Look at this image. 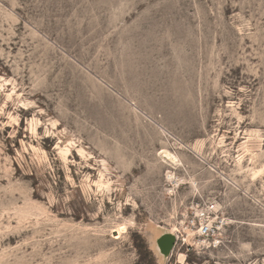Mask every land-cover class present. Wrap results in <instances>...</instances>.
I'll return each instance as SVG.
<instances>
[{"label":"rangeland","instance_id":"374dc122","mask_svg":"<svg viewBox=\"0 0 264 264\" xmlns=\"http://www.w3.org/2000/svg\"><path fill=\"white\" fill-rule=\"evenodd\" d=\"M0 264H264V0H0Z\"/></svg>","mask_w":264,"mask_h":264},{"label":"built area","instance_id":"2783aa9c","mask_svg":"<svg viewBox=\"0 0 264 264\" xmlns=\"http://www.w3.org/2000/svg\"><path fill=\"white\" fill-rule=\"evenodd\" d=\"M187 217L189 218L186 227L188 239L184 241L189 248L197 245L219 247L229 222L221 213L216 201L195 200Z\"/></svg>","mask_w":264,"mask_h":264},{"label":"water","instance_id":"95a60500","mask_svg":"<svg viewBox=\"0 0 264 264\" xmlns=\"http://www.w3.org/2000/svg\"><path fill=\"white\" fill-rule=\"evenodd\" d=\"M157 243L161 252L167 255L174 245V235L171 233H164L158 239Z\"/></svg>","mask_w":264,"mask_h":264},{"label":"bare ground","instance_id":"6f19581e","mask_svg":"<svg viewBox=\"0 0 264 264\" xmlns=\"http://www.w3.org/2000/svg\"><path fill=\"white\" fill-rule=\"evenodd\" d=\"M125 227H120L118 230V236L121 234V231L124 230Z\"/></svg>","mask_w":264,"mask_h":264}]
</instances>
